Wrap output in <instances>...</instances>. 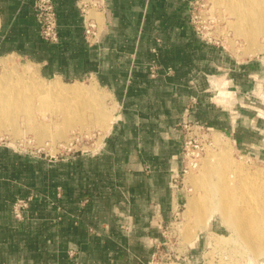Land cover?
Instances as JSON below:
<instances>
[{
  "label": "crops",
  "instance_id": "crops-1",
  "mask_svg": "<svg viewBox=\"0 0 264 264\" xmlns=\"http://www.w3.org/2000/svg\"><path fill=\"white\" fill-rule=\"evenodd\" d=\"M32 3L0 0V59L25 58L43 78L98 83L117 112L93 150L34 156L0 145V264H151L184 198L170 186L183 166V121L264 155L262 65L201 37L192 0H104L94 38L76 0H53L51 42ZM17 198L27 201L19 218Z\"/></svg>",
  "mask_w": 264,
  "mask_h": 264
},
{
  "label": "rangeland",
  "instance_id": "rangeland-1",
  "mask_svg": "<svg viewBox=\"0 0 264 264\" xmlns=\"http://www.w3.org/2000/svg\"><path fill=\"white\" fill-rule=\"evenodd\" d=\"M222 9L218 0H192L190 6V20L195 26L198 34L206 41L217 43L231 57L238 61L261 63V70L264 71V49L256 50L255 52H253V50H248L247 41L241 35H236L233 27H231V20L233 19L231 14L227 11L226 13L225 10ZM91 15L96 17L95 19H97V21L101 20L100 14L96 11H91ZM257 42L263 44L264 39L258 37ZM25 65H30L36 77L44 82L56 79L61 81L59 78L41 77L32 63L28 62L25 58L11 55L0 59L2 89H5V87L11 83L10 81L16 80L17 76L15 75L19 74V84L23 85V76L21 74L23 73L22 70ZM211 78L213 79V77ZM24 80H26V78H24ZM62 82L65 84L80 83V85L84 86L90 85L93 86L97 93L103 95L104 98L101 105L105 111L104 123L102 125L96 124L93 117L86 116L83 125L76 124L71 129H68L64 136L58 137V129L64 125L65 120L67 121L69 118L64 116L59 109L55 111V109L51 107H46L44 102L39 99V96L37 97L36 93L32 92L28 87V81L21 95L26 94L25 96H27L26 100L31 106L29 114L31 115V119L27 118L28 116L23 112V108H19L17 118L12 124L6 123L0 126V145H5V147L14 151L34 156L45 154H48V156H58L64 152L89 151L100 145L103 136L111 130L114 121L112 118L115 117L117 112V100L105 88L98 83V85L95 82L93 84V81H89V79L77 81L62 80ZM253 103L257 102L253 101ZM21 113L22 115H20ZM35 122L40 124L50 123L47 127L48 134L38 137L31 128ZM55 125H58V128H56ZM201 133L204 134L209 145L202 153L198 167L192 169L184 176L182 184L184 192L183 201L179 205L178 214L175 218H172L171 222L168 223L164 229V235L158 243L159 246L154 250L151 264H264V255L257 256L249 249L243 251V254L240 253V250L242 251L243 249V244L236 234L218 218V215H214L210 228L202 229L201 231H199L200 229L196 230L193 232V234L195 233V237L189 236L190 239L186 237V228L194 223L195 218L194 215H190L189 217L186 215V202L188 198L194 194V196H197L196 199L198 201L201 200L199 197L201 190L191 181V176H196L200 173L202 158L205 157L207 153H216L219 151L218 143L215 140L213 141V138L220 139L225 144L231 158L235 162L242 163L251 171L264 170V155L257 157V155L255 156L251 153L239 151L228 135H223L217 131L204 129L201 130ZM176 211L177 209L175 212ZM210 231L216 232L220 236H225L227 239L222 240L219 244H215L213 235H211Z\"/></svg>",
  "mask_w": 264,
  "mask_h": 264
},
{
  "label": "bare ground",
  "instance_id": "bare-ground-1",
  "mask_svg": "<svg viewBox=\"0 0 264 264\" xmlns=\"http://www.w3.org/2000/svg\"><path fill=\"white\" fill-rule=\"evenodd\" d=\"M218 3L231 14L233 19L230 26L236 35H241L247 41L248 50L255 52L264 49V42H257L258 37L264 39V0H218ZM22 71L23 85L18 81L20 74L15 75L16 80L10 81L5 89H2L0 79V126L12 124L19 108H23L27 118L31 119L27 96L21 95L28 81V87L46 107L55 111L59 109L69 118L58 129V137L64 136L76 124L83 125L86 116L93 117L96 124L104 123L105 111L101 105L104 96L97 93L93 86L65 84L57 79L44 82L36 77L30 65H25ZM49 124L35 122L31 128L38 137H42L48 134ZM55 127L58 128V125ZM214 140L218 143L219 151L207 153L202 158L200 173L191 176V181L201 190V200L198 201L194 194L186 202V215L195 216L194 223L186 228V237L190 239L189 236L195 237L193 232L196 230L210 228L214 215H218L243 244L240 253L249 249L257 256L264 255V170L251 171L242 163L235 162L225 144L220 139ZM210 232L215 244L227 239Z\"/></svg>",
  "mask_w": 264,
  "mask_h": 264
},
{
  "label": "built area",
  "instance_id": "built-area-1",
  "mask_svg": "<svg viewBox=\"0 0 264 264\" xmlns=\"http://www.w3.org/2000/svg\"><path fill=\"white\" fill-rule=\"evenodd\" d=\"M76 6L81 13L82 24L85 36L88 38L96 37L97 20L91 15V11H100L104 7V0H76ZM32 9L39 26V35L47 41H56L58 38L56 10L53 0H33ZM154 75V71H151ZM181 157L183 166L181 170L171 174L170 186L173 189L182 187L184 176L192 169L198 167L202 153L206 150L209 143L201 133L206 129L201 124L190 121H183ZM27 201L24 198H17L13 203V213L16 217H21L22 210L26 207ZM174 212L173 218L178 214ZM159 244L156 245L158 247ZM73 254L72 251L70 253ZM46 264V263H45Z\"/></svg>",
  "mask_w": 264,
  "mask_h": 264
}]
</instances>
